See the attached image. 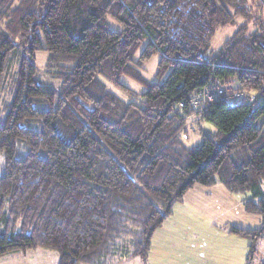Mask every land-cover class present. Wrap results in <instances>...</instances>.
Returning <instances> with one entry per match:
<instances>
[{
	"label": "trees",
	"instance_id": "trees-1",
	"mask_svg": "<svg viewBox=\"0 0 264 264\" xmlns=\"http://www.w3.org/2000/svg\"><path fill=\"white\" fill-rule=\"evenodd\" d=\"M261 13L264 0H0V96L14 70L0 112V257L50 249L57 264H148L173 207L193 187L219 184L261 220L228 228L253 264L264 239ZM238 17L207 56L215 31ZM37 52L59 91L40 81ZM155 54L149 82L142 64ZM231 83L259 100L191 106L204 89ZM191 117L212 128L196 147L184 144Z\"/></svg>",
	"mask_w": 264,
	"mask_h": 264
},
{
	"label": "rangeland",
	"instance_id": "rangeland-1",
	"mask_svg": "<svg viewBox=\"0 0 264 264\" xmlns=\"http://www.w3.org/2000/svg\"><path fill=\"white\" fill-rule=\"evenodd\" d=\"M259 16L262 19H264V13L259 14ZM107 22L113 30L120 29L119 26L114 24L113 20L108 19ZM241 23H242V19L238 17L233 25H227V26L218 28L215 31V34L210 41V48H209V52L207 56L215 54L222 47V44L227 39H229L231 35L238 29ZM246 27L248 28L249 32L257 30L256 29L257 27L253 26L252 24H248ZM143 47H144V44L141 45L140 49L134 56L135 61L138 59ZM46 58H47V54L45 52H37L35 55L34 63L37 67L38 77L44 85H47L53 88L54 90L59 91V87H60L59 80L51 78L45 69ZM159 59H160V55L155 54L150 59H148L142 64L141 75L146 81H149V82L155 81L156 79L155 75H156ZM13 76H14V70L10 72V77L8 79V85L6 86L5 93H3V95L0 96V112L2 111L3 104L8 102L9 100V90L11 89L10 85L13 80ZM120 82L122 85L130 89L135 94H140L141 92L144 91V88L140 84L136 83L130 78L122 77L120 79ZM226 87L227 88L229 87L228 89H231L232 91L237 90L238 93H242V96H241L242 99L247 100V102L251 103L253 100H259V95L257 93L247 91L235 83H231L227 85ZM108 89L112 91L115 95H117L119 98L124 99L125 101L132 100V101L137 102V97H133V96L130 97L126 95L125 93H123L122 91H119L118 89L112 86L109 87ZM226 89H224L225 92L227 91ZM230 92L231 91L228 90V93L226 94V96H230L231 95ZM194 119L195 117H191L186 122V126L187 127L189 126L190 130L193 129L192 132L191 131L188 132L187 137L184 139V144L187 147L198 146L201 143L202 135L209 134L210 131L212 130L211 126L208 123L203 122V121H199L198 123H196L194 122ZM191 126H192V129H191ZM2 168H3V159L0 156V173L2 171ZM230 197L232 199H235V202L239 203L241 201L240 196L231 194ZM206 198L209 201H211L209 204L208 211H210V209L212 210L224 209V211H226L228 204L232 203V201L231 200L228 201L222 193H218V194L213 193L210 195L208 194L206 195ZM196 201L194 199H191L189 205L194 210H191L188 207L185 210L183 216H181V214L183 213L182 211L184 210L183 206L186 205L187 207L188 205L186 203H183L181 207L183 210H179L177 207H175L176 206L175 205L173 212L176 218H178L180 222H181L180 217L182 218L184 224H186L185 228H191V225L194 228H197L195 230V233L199 237V239L195 245V248L196 246L201 244V249H203V252H204V257L202 258L203 264H228V260H229L228 256H231L233 258L234 264H239L240 259H242L245 255L243 250L246 248L244 246L247 243L246 240L243 238L240 239L236 236L229 235L227 232L228 226L226 224L224 225L225 219H219L215 224L208 226L209 221H211L213 218L208 215L207 210L205 212V211H201L197 207H194L193 203H195ZM207 203L208 202L205 201L204 205L207 206ZM191 211L193 213L196 211V213L198 214V217H195V215L192 216L193 214H190ZM232 212L233 211H231V213ZM237 215H238V212H235L233 215L230 213L226 214L228 220L241 223L239 220H236ZM167 226L172 227L171 224L169 225V223H167L165 227L167 228ZM159 230H157L154 235L155 240L161 232ZM176 231H178V228H176ZM176 237L179 238L177 241H175L176 244H173V242L170 243V244H173L174 247H176L174 248V251H169L168 249H166L162 253H165V252L166 254L171 253L174 258H179V256L185 257L193 248V243H192L193 239L189 237V234L186 232V229L184 230L182 234L177 233ZM160 239L161 238H157L158 241H160ZM162 250L163 249H161V251ZM159 253H160L159 249H156L155 255ZM261 255L264 256V239L258 244L257 254L253 260V264H257ZM9 256L10 255L0 257V264H12L14 261H9V259H5V258H8ZM11 256H14V255H11ZM18 256H20V254H18ZM32 257L40 259V261H35V262H40V264H42L41 263L42 259H45V261L48 260L49 264H57L58 262L57 252L50 250V249H38L37 252L32 253ZM124 264H142V262L139 259H133L132 261L131 260L127 261Z\"/></svg>",
	"mask_w": 264,
	"mask_h": 264
},
{
	"label": "crops",
	"instance_id": "crops-1",
	"mask_svg": "<svg viewBox=\"0 0 264 264\" xmlns=\"http://www.w3.org/2000/svg\"><path fill=\"white\" fill-rule=\"evenodd\" d=\"M213 193H217V194L222 193L228 201H230V200L232 201V203L228 204L226 211H224V209H219V210L210 209V211H208L209 204L211 201H209L206 198V195H208V194L210 195ZM230 195L231 194L223 186H221L219 184H216V185L209 187V188L203 187V186H195L189 192L186 193V195L183 199V202L180 204H176L175 207H177L179 210L184 209L182 211L183 213L181 214V216H183L185 210L188 207L191 210H194L192 207H190L189 203H190L191 199H194L195 201L197 199V201H196L197 203L196 202L193 203V206L199 208L201 211L206 212V210H207L208 215L213 218L211 221H209L208 226L215 224L219 219H225L224 225L226 224L228 226V228L231 226L236 227V228H240V229H256V228H258L260 226V222H261L260 218L256 215L252 216V215L245 213L242 202L241 201L239 203L235 202V199H232L230 197ZM205 201L208 202L207 206L204 205ZM183 203H186L188 205H187V207H186V205H184L183 209H182L181 207H182ZM175 207H173L171 215L166 218L162 227L159 228L160 230L158 229L159 231H161L160 234L157 236V238H161L160 241H158L157 238H156V240H155V238H153L152 248H151L148 264H203L202 258L204 257V252H203V249H201V244L196 246V248H195V245L199 239V237L195 233V230L197 228H194L192 225H191V228H185L186 224H184L182 218L180 217V219H181V222H180L179 219L176 218V216L174 215L173 210ZM231 211H233V212L231 213ZM235 212H238L236 220H239L241 223L228 220L226 214L230 213L233 215ZM190 214H193L192 216L195 215V217H198V214L196 213V211L194 213L191 211ZM167 223H169V225L171 224V226L174 229L170 226H167V228H166L165 226ZM176 228H178V231H176ZM228 228H227V232H228ZM185 229H186V232L189 234V237H191L193 239L192 240L193 248L191 249V251L185 257L179 256V258H174L171 253H168V254H166V252L162 253L166 249H168L169 251H174V248H176V247H174L173 244H176L175 241H177L179 239L176 237L177 233L182 234ZM228 234L231 235L229 232H228ZM232 236H235V235H232ZM238 238H240V237H238ZM171 242H173V244H170ZM244 246L247 247V243ZM154 249L155 250L159 249L160 253L155 255ZM161 249H163V250L161 251ZM37 251L38 250L30 251L27 253L28 255L27 254L26 255L20 254V256H18V253L8 254L10 256L8 258H5V259H9V261H14L12 264H34V263L40 264V262H35V261H40V259L32 257V253L37 252ZM243 251H244L245 255L242 259H240L239 264H245V259L247 256V248H245ZM11 255H14V256H11ZM228 258H229L228 264H234L233 258L231 256H228ZM41 263L42 264H49L48 260L45 261V259H42ZM121 264H124V263H121Z\"/></svg>",
	"mask_w": 264,
	"mask_h": 264
},
{
	"label": "built area",
	"instance_id": "built-area-1",
	"mask_svg": "<svg viewBox=\"0 0 264 264\" xmlns=\"http://www.w3.org/2000/svg\"><path fill=\"white\" fill-rule=\"evenodd\" d=\"M223 88L226 89L225 87H217L216 89H214V91H212V89H204L198 101H194L191 106L193 107V109H197L200 104L205 105L208 102H214L216 100L224 101L228 99L232 101H237L239 99H242V93H238L236 91H234V93L230 96H226L228 90H232L227 88V91L225 92ZM260 264H264V256L261 259Z\"/></svg>",
	"mask_w": 264,
	"mask_h": 264
}]
</instances>
